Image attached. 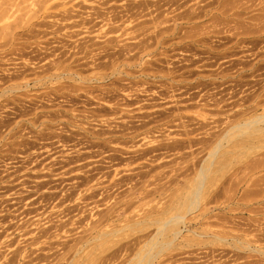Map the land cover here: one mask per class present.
I'll use <instances>...</instances> for the list:
<instances>
[{"label": "rangeland", "instance_id": "rangeland-1", "mask_svg": "<svg viewBox=\"0 0 264 264\" xmlns=\"http://www.w3.org/2000/svg\"><path fill=\"white\" fill-rule=\"evenodd\" d=\"M208 1L0 0V264H149L176 213L150 264H264V0Z\"/></svg>", "mask_w": 264, "mask_h": 264}, {"label": "bare ground", "instance_id": "bare-ground-1", "mask_svg": "<svg viewBox=\"0 0 264 264\" xmlns=\"http://www.w3.org/2000/svg\"><path fill=\"white\" fill-rule=\"evenodd\" d=\"M182 1V0H181ZM211 1V0H210ZM109 2V1H108ZM163 2V1H162ZM47 3V2H46ZM141 3H142V1H141ZM153 3V2H152ZM229 3V0H215V1H213V2H211V3H209V1L207 2V4H206V6H210V5H212V7H211V9H208V10H203V12H204V14L205 15H210V14H212V18L214 19V17H213V15L215 16V14L213 13V9H219V8H223V7H225L226 6V8L228 7L227 6V4ZM159 4V3H158ZM195 4V3H194ZM210 4V5H209ZM214 4V5H213ZM64 5V4H63ZM144 5V4H143ZM152 5V4H151ZM203 6V5H202ZM232 6V5H231ZM230 6V7H231ZM237 6V5H236ZM236 6L235 7H233V8H236ZM256 6V5H255ZM91 7V6H90ZM111 7V6H110ZM125 7V6H124ZM160 7V6H159ZM161 8V7H160ZM178 8V7H177ZM225 8V9H226ZM83 9H85L84 7H83ZM163 9V8H162ZM205 9V8H204ZM225 9H223L224 11H223V13L222 14H225ZM228 9V8H227ZM109 10H110V8H109ZM132 10V9H131ZM220 10V9H219ZM104 11H106V10H104ZM186 11V10H185ZM189 10L187 9V11L186 12H188ZM197 11V10H196ZM108 12V11H107ZM126 12V11H125ZM139 12V11H138ZM154 12V11H153ZM170 12V11H169ZM172 12H174V11H172ZM199 12V11H198ZM197 12V14H195L194 16H197V17H200V14ZM202 12V11H201ZM206 12H207V14H206ZM222 12V11H221ZM71 13V12H70ZM117 13V12H116ZM136 13V12H135ZM183 13V12H182ZM104 14V13H103ZM109 14V13H108ZM192 14V13H191ZM98 15V14H97ZM100 15H102V14H100ZM105 15V14H104ZM107 15V14H106ZM105 15V16H106ZM113 15V14H112ZM112 15H111V19H113L112 18ZM126 15V14H125ZM145 15V14H144ZM178 15V14H177ZM188 15V14H187ZM239 14H237V16H238ZM103 16V15H102ZM110 16V15H109ZM134 16V15H133ZM143 16V15H142ZM75 17V16H74ZM97 17V16H96ZM95 17V18H96ZM108 17V16H107ZM113 17H114V15H113ZM117 17V19L118 18H120V17H122V16H118L117 14H115V17L114 18H116ZM137 17V16H136ZM216 17V16H215ZM175 18V17H174ZM194 18H196V17H194ZM86 19V18H85ZM121 19V18H120ZM171 19V18H170ZM191 19V18H190ZM87 20V19H86ZM102 20V19H101ZM114 20V19H113ZM116 20V19H115ZM158 20V19H157ZM104 21V20H103ZM117 21V20H116ZM161 21H163V20H161ZM164 21L166 22L167 20H165L164 19ZM183 21V20H182ZM83 22V21H82ZM147 22V21H146ZM75 23V22H74ZM264 23V22H263ZM78 24V23H77ZM169 25V24H168ZM167 25V26H168ZM240 25V24H239ZM157 26V25H156ZM198 26V25H197ZM250 26H251V24H250ZM261 26V25H260ZM263 26V25H262ZM262 26H261V29H262ZM170 27V26H169ZM182 27V26H181ZM238 27H240V26H238ZM162 28V27H161ZM109 29V28H108ZM164 29V28H163ZM168 29V28H167ZM233 29V28H232ZM257 29V28H256ZM167 31V30H166ZM176 31V30H175ZM264 31V30H263ZM111 32H113V31H111ZM158 32V31H157ZM218 32H219V30H218ZM158 33H160V31L158 32ZM167 33V32H166ZM161 34V33H160ZM178 34V33H177ZM218 34V33H217ZM127 38V37H126ZM216 38V37H215ZM108 41V40H107ZM196 41V40H195ZM206 42V41H205ZM97 43V42H96ZM42 44V43H41ZM85 45V44H84ZM154 45H155V43H154ZM57 46V45H56ZM126 46V45H125ZM142 46V45H141ZM93 47V46H92ZM129 47V46H128ZM136 47V46H135ZM127 48V47H126ZM15 49V48H14ZM106 49V48H105ZM122 49H123V47H122ZM107 50V49H106ZM118 50V49H117ZM9 51V50H8ZM121 51V50H120ZM92 51H90L89 50V48L87 47L86 48V50H85V52H83V53H85V54H90ZM220 52V51H219ZM79 54V53H78ZM86 56V55H85ZM94 58V57H93ZM113 59V58H112ZM130 59V58H129ZM59 60V59H58ZM78 60V59H77ZM63 61H64V58H63ZM99 61V60H98ZM116 62V61H115ZM93 63V62H92ZM12 65V64H11ZM83 65V64H82ZM96 66H97V63H96ZM55 67L56 68H58V67H61V64L60 63H57L56 65H55ZM55 67H53V68H55ZM65 67V66H64ZM98 67V66H97ZM250 68V67H249ZM242 75V74H241ZM262 87V86H261ZM4 92V91H3ZM261 101V100H260ZM213 102V101H212ZM264 103V102H263ZM229 104V103H228ZM227 104V105H228ZM210 105V104H209ZM256 105V104H255ZM256 107H257V105H256ZM225 112V111H224ZM222 113V112H221ZM241 113H242V111H241ZM240 114V113H239ZM241 115V114H240ZM235 116V115H234ZM238 116V115H237ZM259 123H263V125L262 126H259L260 124ZM233 125V124H232ZM187 128V127H186ZM232 128H242L243 129V134L244 133H246V131L248 130V131H250V130H255V132H260L262 129H264V113H262V114H260V115H257V116H255L254 118H252V119H249L248 121H247V119L245 120V121H242V122H238V124H236V125H234ZM231 128V129H232ZM235 130V129H234ZM244 130H246V131H244ZM228 132H225V133H223L222 135L223 136H221L220 137V139L217 141V144H216V146L214 147V150L212 151V152H210L209 153V155H208V157H207V159H209V158H211V157H214V155H216V153H217V149L221 146V144H222V140L223 139H225V138H227V136L228 135H230L231 136V134H230V132H229V130H227ZM189 132V131H188ZM262 132V131H261ZM252 133V132H251ZM242 134V135H243ZM241 135V134H240ZM246 135V134H245ZM220 136V135H219ZM248 137V136H247ZM229 138V137H228ZM189 139V138H188ZM189 141V140H188ZM187 141V142H188ZM196 143H197V141H196ZM195 143V144H196ZM253 143V142H252ZM186 144V143H185ZM188 144V143H187ZM214 144V145H215ZM253 145V144H252ZM181 146V145H180ZM177 147H178V145H177ZM258 159V158H257ZM260 159V158H259ZM214 160H215V158H214ZM210 161H211V159H210ZM251 161V160H250ZM263 161V160H262ZM214 162V161H213ZM210 164H211V162H209ZM204 164V163H203ZM205 165V166H204ZM204 165H201V167L199 168V170H198V172H197V186H196V188L192 191V193H191V195L189 196V194H188V196H189V201H188V205H187V210H191V211H194V208H195V210H196V208H197V204H198V200H199V197H200V191H201V188L203 187L202 185H203V181L205 180L204 178H206V175H207V171L210 169V166H206L207 165V163L206 164H204ZM250 169V168H249ZM214 171V170H213ZM253 171V170H252ZM207 172V173H206ZM247 172V171H246ZM246 175V174H245ZM259 178V177H258ZM196 180V179H195ZM257 180L258 179H252V181L250 182L251 183V185L254 187V189L253 190H251V192L253 193V194H258V196H261L260 194L261 193H263L264 192V187H263V185L261 186L260 184H258L257 183ZM258 181H260V179L258 180ZM243 182V181H242ZM249 183V182H248ZM261 183V182H260ZM263 183V182H262ZM248 188V187H247ZM244 191H245V189H244ZM236 192V191H235ZM247 192L248 191H245L244 193H242L243 194V196H244V198H245V196H246V194H247ZM203 193V192H202ZM249 194V193H248ZM257 196V195H256ZM263 196V195H262ZM231 197V196H230ZM242 199L243 200V202L241 203L242 204V206L243 207H245V208H248L249 206L251 207V203H250V201L247 199V200H245V199ZM251 198V197H250ZM249 198V199H250ZM260 198V197H259ZM258 198V199H259ZM262 198V197H261ZM229 199V198H228ZM253 200H255V198H252ZM251 200V199H250ZM257 200V199H256ZM258 203H260L259 201H257ZM264 202V201H263ZM262 203V202H261ZM241 206V205H240ZM181 207V206H180ZM243 207H242V209H243ZM193 209V210H192ZM241 209V210H242ZM250 209V208H249ZM161 210V209H160ZM209 210V209H208ZM207 209H204L203 210V212H202V216L203 217H205V215H207V213L209 212ZM235 210V209H234ZM255 211V209H254V207L250 210V214L251 215H249L250 217L249 218H251L253 221L255 220V221H257L256 219L258 218V216H260L261 217V215L262 216H264V212H254L253 214L251 213V211ZM243 211H245V210H243ZM160 213V212H159ZM158 213V214H159ZM179 213V212H178ZM150 214V213H149ZM209 214V213H208ZM158 216V215H157ZM160 216V215H159ZM159 216L158 217H156V218H152V216H150L151 218V220H154V221H152L153 223H158L159 224V227L157 228L158 230H156L154 233L155 234H153L152 235V240L155 238L156 239V237L157 236H160V237H162V235H164V234H169V236H172V239L170 240V241H168V242H166V243H162L163 245L161 246L160 244H159V242L158 241H156V242H152L151 243V249L153 250L154 248H156V247H158V245H160V247H158L157 248V251H156V253H151V251L150 250H147V252H146V254L147 255H141L140 253V255H141V258H140V260H138L139 261V263H142V262H144V261H146V260H148V259H150V261H149V264L151 263V259H153V258H155L157 255H158V253L162 250V248H163V246L165 245V246H169L171 243H172V241L177 237V235H179L180 233H181V225H182V227L184 226L185 228H187V230H190V228H188L187 227V222H186V218H185V215H184V213L183 214H173L172 216H170L168 219H165L164 221H163V219H162V221H161V219L159 218ZM219 216V215H218ZM145 217V216H144ZM163 217V216H162ZM257 217V218H256ZM221 218V217H220ZM226 218V217H225ZM256 218V219H255ZM145 219H146V217H145ZM144 219V220H145ZM259 219V218H258ZM141 220V219H140ZM138 221V224L139 223H142V221ZM220 220V219H219ZM148 222V221H147ZM255 223V222H254ZM138 224H136V225H138ZM157 224V225H158ZM248 224V223H247ZM149 225V224H148ZM254 226V225H253ZM255 229V228H254ZM191 231V230H190ZM260 231H262L263 232V230L262 229H260L259 230V233H260ZM191 232H193V234L194 235H196L197 237H202V235H203V233H199V232H196V231H194V230H192ZM102 234V233H101ZM167 234V235H168ZM107 235V234H106ZM103 236V235H102ZM166 238V237H165ZM168 238V237H167ZM218 238V237H217ZM157 239H159V238H157ZM162 239V238H161ZM220 239H223L222 237H220ZM149 241H151V240H149ZM155 241V240H154ZM161 242V241H160ZM195 242V241H194ZM81 243V242H80ZM149 244V243H148ZM164 246V247H165ZM193 247V246H192ZM144 248V247H143ZM252 248V247H251ZM148 249H150V248H148ZM145 251V250H144ZM204 252V251H203ZM151 253V254H150ZM139 254L138 253H136V255H135V257L137 258L138 256H139ZM148 258V259H146V260H144L143 261V259H145V258ZM217 257V256H216ZM139 258V257H138ZM137 258V259H138ZM206 258V257H205ZM196 259V258H195ZM127 260V259H126ZM182 260V259H181ZM205 260V259H204ZM203 260V261H204ZM126 262V261H125ZM122 263H123V261H122ZM147 263V262H146ZM153 263V262H152ZM148 264V263H147ZM160 264V263H159Z\"/></svg>", "mask_w": 264, "mask_h": 264}]
</instances>
